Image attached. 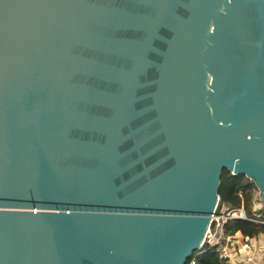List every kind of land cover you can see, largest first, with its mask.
Wrapping results in <instances>:
<instances>
[{
	"label": "water",
	"instance_id": "1",
	"mask_svg": "<svg viewBox=\"0 0 264 264\" xmlns=\"http://www.w3.org/2000/svg\"><path fill=\"white\" fill-rule=\"evenodd\" d=\"M224 169L264 200V0H0V264H187Z\"/></svg>",
	"mask_w": 264,
	"mask_h": 264
},
{
	"label": "built area",
	"instance_id": "2",
	"mask_svg": "<svg viewBox=\"0 0 264 264\" xmlns=\"http://www.w3.org/2000/svg\"><path fill=\"white\" fill-rule=\"evenodd\" d=\"M249 182L254 183L253 192H256V183L250 177ZM257 205L256 196L253 199L252 213L249 214L244 203L238 207H228L220 205V199L216 205L211 223L205 234L202 247L209 245L214 247L223 264H230L231 260L252 261L253 255L250 254L251 248H256L249 237L242 239L238 234L227 233L225 226L229 221L247 220L264 225V211ZM190 264H196L193 259Z\"/></svg>",
	"mask_w": 264,
	"mask_h": 264
},
{
	"label": "trees",
	"instance_id": "3",
	"mask_svg": "<svg viewBox=\"0 0 264 264\" xmlns=\"http://www.w3.org/2000/svg\"><path fill=\"white\" fill-rule=\"evenodd\" d=\"M254 183H250L244 174H232L228 169H224L221 174L219 186L220 205L228 207H238L244 203L249 214L252 213L253 188ZM226 232L231 234H240L242 236H254L264 232V225L247 221L233 220L225 226ZM193 259L196 264H223L214 247L204 245L201 249L194 251L187 264Z\"/></svg>",
	"mask_w": 264,
	"mask_h": 264
},
{
	"label": "crops",
	"instance_id": "4",
	"mask_svg": "<svg viewBox=\"0 0 264 264\" xmlns=\"http://www.w3.org/2000/svg\"><path fill=\"white\" fill-rule=\"evenodd\" d=\"M242 239L249 237V240L255 244L256 248L250 249V254L253 255L252 261H240L238 259L231 260L230 264H264V232L254 236H242L238 234Z\"/></svg>",
	"mask_w": 264,
	"mask_h": 264
},
{
	"label": "rangeland",
	"instance_id": "5",
	"mask_svg": "<svg viewBox=\"0 0 264 264\" xmlns=\"http://www.w3.org/2000/svg\"><path fill=\"white\" fill-rule=\"evenodd\" d=\"M260 192H261V189H260V187L257 185V186H256V192H253V195H254L253 199H255V196H256V201H257V205H258V207H260V209L264 211V200L261 199V194H260ZM252 205H253V204H252ZM251 208H252V206H251ZM263 211H262V212H263ZM190 263H191V262H190ZM190 263H189V264H190Z\"/></svg>",
	"mask_w": 264,
	"mask_h": 264
},
{
	"label": "flooded vegetation",
	"instance_id": "6",
	"mask_svg": "<svg viewBox=\"0 0 264 264\" xmlns=\"http://www.w3.org/2000/svg\"><path fill=\"white\" fill-rule=\"evenodd\" d=\"M222 54V53H221ZM218 55H220V53H218Z\"/></svg>",
	"mask_w": 264,
	"mask_h": 264
}]
</instances>
